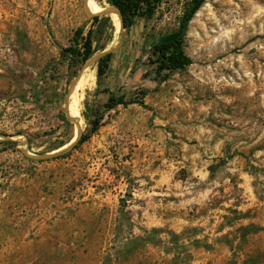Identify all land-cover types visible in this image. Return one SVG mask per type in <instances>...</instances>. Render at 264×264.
Wrapping results in <instances>:
<instances>
[{"label":"rangeland","instance_id":"1","mask_svg":"<svg viewBox=\"0 0 264 264\" xmlns=\"http://www.w3.org/2000/svg\"><path fill=\"white\" fill-rule=\"evenodd\" d=\"M189 1L129 32L102 16L81 73L63 51L93 25L83 0H0V264H264V0H205L184 38L192 64L163 81L146 44ZM106 89L137 103L103 110Z\"/></svg>","mask_w":264,"mask_h":264},{"label":"trees","instance_id":"2","mask_svg":"<svg viewBox=\"0 0 264 264\" xmlns=\"http://www.w3.org/2000/svg\"><path fill=\"white\" fill-rule=\"evenodd\" d=\"M205 0H190L184 8L182 17L179 20L178 27L175 31L160 38H153L149 43L147 42L146 57L151 65L155 67L154 75L165 81L168 75L177 70H183L192 64V61L184 53V38L189 23L203 6ZM108 7L116 9L120 13L122 22V29L126 32L132 30L139 21H148L153 19L159 13L163 0H106ZM100 12H96V15ZM109 22L108 18L96 16L93 18L92 27L83 34V30H78L74 37V46L69 47L63 53L76 61L80 66L87 63L94 54V36L95 31L101 34V22ZM120 22V21H119ZM113 53L104 54L97 61V81L99 82L109 70L110 63L113 59ZM154 59V60H152ZM163 75V76H162ZM107 95L106 102L102 105V109L111 111L118 106H127L137 102L125 101L123 96H116L112 90H103ZM88 125L91 127L90 133L80 138L73 149L78 145L85 143L91 135H93L99 128L103 120V114L96 111L94 116H85ZM175 239V236H173Z\"/></svg>","mask_w":264,"mask_h":264},{"label":"bare ground","instance_id":"3","mask_svg":"<svg viewBox=\"0 0 264 264\" xmlns=\"http://www.w3.org/2000/svg\"><path fill=\"white\" fill-rule=\"evenodd\" d=\"M81 5H83L85 12L88 14L92 12H97L98 10L102 8L101 6L96 4L94 0H83V3H81ZM111 16H112V20L115 26H118L119 24L118 16L115 14H111ZM93 82H94V71L90 70L89 72L85 74L83 73V75L75 83L73 92L70 96L71 102L68 107V110L73 115H78V112L81 106V100L83 97V91L85 90L86 87H88Z\"/></svg>","mask_w":264,"mask_h":264},{"label":"water","instance_id":"4","mask_svg":"<svg viewBox=\"0 0 264 264\" xmlns=\"http://www.w3.org/2000/svg\"><path fill=\"white\" fill-rule=\"evenodd\" d=\"M111 14H115V15L118 16L119 21H120V29L123 31V29H122V22H121V19H120V13H119L116 9H113V8L104 9V10H102V12H100V13H98V14H96V15H93V16H108V15H111ZM110 52H112V50H109V51H106V52H103V53L99 54V55L96 57L95 60L98 61V59L101 58L104 54H107V53H110ZM90 66H91V65H90V62H88V63L82 68L81 73H82L84 70H86V68H88V67H90ZM79 78H80V76L75 80L73 86H72L71 89H70V93L73 92V88H74V86H75V83L77 82V80H78ZM76 142H77V140H76ZM71 147H72V145L67 146L66 148H64V149L62 150V152H63V151H64V152L67 151V150L70 149ZM62 152L50 153V154H47V155H45V156L37 157L36 159H37V160H48V159H51V158L56 157L57 155H59V153H62ZM64 152H63V153H64Z\"/></svg>","mask_w":264,"mask_h":264}]
</instances>
